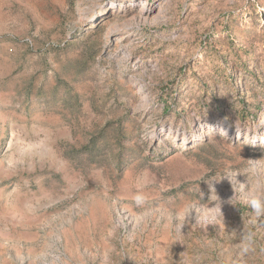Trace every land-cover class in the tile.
Returning <instances> with one entry per match:
<instances>
[{"label": "rangeland", "instance_id": "374dc122", "mask_svg": "<svg viewBox=\"0 0 264 264\" xmlns=\"http://www.w3.org/2000/svg\"><path fill=\"white\" fill-rule=\"evenodd\" d=\"M0 264H264V0H0Z\"/></svg>", "mask_w": 264, "mask_h": 264}]
</instances>
